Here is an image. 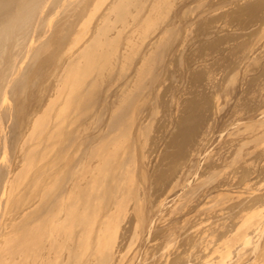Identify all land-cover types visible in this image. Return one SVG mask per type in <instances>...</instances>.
<instances>
[{
    "label": "rangeland",
    "instance_id": "rangeland-1",
    "mask_svg": "<svg viewBox=\"0 0 264 264\" xmlns=\"http://www.w3.org/2000/svg\"><path fill=\"white\" fill-rule=\"evenodd\" d=\"M0 27V77L17 65L0 85V176L26 182L62 154L42 182L46 210L66 195L65 220L29 264H66L78 232L72 264H264V0H0Z\"/></svg>",
    "mask_w": 264,
    "mask_h": 264
},
{
    "label": "bare ground",
    "instance_id": "bare-ground-1",
    "mask_svg": "<svg viewBox=\"0 0 264 264\" xmlns=\"http://www.w3.org/2000/svg\"><path fill=\"white\" fill-rule=\"evenodd\" d=\"M45 2H46V0H45ZM117 2L118 1H114L113 2L114 4L112 3L113 5H110L111 7L109 9L111 10L113 6L117 7ZM34 3H37V2H33V5H31V4L30 5L31 6H36V4H34ZM118 3L120 4V2H118ZM121 4L124 5V7L122 8V5L118 6V7L122 8V9L119 8L121 10V12H119V15L121 16V18H123L125 16V14H126L125 9H127V8H125V7L127 5H125L126 3L125 4L121 3ZM22 9H23L22 11H24V8H22ZM36 9H37V6H36ZM33 10L34 9H32L31 13L33 12ZM22 11L21 12L19 11V12L23 13ZM27 15H28V13L26 14V17H25L26 20H27V18L28 19L29 18L32 19L31 15H30V17H27ZM19 16H20V14H19ZM19 16H16V18L19 17ZM125 17L123 18L122 21H125ZM25 19H23V21ZM102 19H104V17H102ZM135 19H136V17H135ZM10 20L13 21V19H11V18H10ZM23 21L21 23L20 20H18V21L16 20V22H18V23L20 22L21 24L25 23V21L24 22ZM16 22H14L13 24H16ZM30 22H32V21H30ZM9 23L10 22H8L7 24H9ZM18 25H20V24H18ZM24 25H27V22ZM1 26H3V25H1ZM5 26H7V25L5 24ZM5 26H3V27H5ZM23 26L22 25H21V27H17L16 26L17 27L16 29H18L17 31H19V28L21 30V28ZM3 27H0V28H3ZM27 27L28 26H26L25 28H27ZM11 29L10 30L13 31V28H11ZM0 30H1V32H0V34H1L2 31H5L6 29L3 28V30L2 29H0ZM27 30L25 29V31H27ZM7 31L8 30L5 31V37H7ZM100 31L101 30H100L99 26H97L94 29L91 38L85 41V43L82 46L81 50L85 49L86 53H87V52L90 51V50L87 51L90 46H92L91 49H94V47L96 45H99V43H102L99 40L95 39L97 37V35H99ZM13 32H11V33H13ZM21 32H23V31H21ZM101 32H104V31H101ZM8 33L10 34V32H8ZM24 33H26V32H24ZM3 34H1V36ZM100 34H102V33H100ZM22 35L23 34L20 33V35H18L19 38L22 37ZM9 36H8V38H9ZM25 36H24V38L27 37V36L26 37ZM13 38H14V36H13ZM5 39H3V40L5 41ZM14 39H15V41H13L14 43L13 42L12 43H13V45L15 44L14 48H16V45L23 38L17 39L15 37ZM16 40L18 41V43H17ZM101 41H103V40H101ZM0 42H2V41H0ZM22 42H20V43H22ZM23 44L24 43H22V45ZM4 45H3V47L5 48ZM18 46H20V45L18 44ZM3 47H2L1 50L4 49ZM11 47H12V44H11ZM85 50H83V51H85ZM79 52H78V55H80ZM82 53L83 52H81V55H82ZM12 57H15V55L12 56ZM12 57H11V59L8 60L9 61V62H7L8 66H6V67H8L7 71L9 70V72L11 70L13 71L14 69H12V68L15 67L12 64L15 62L16 57H15V59L12 58ZM15 63H14V65H16ZM10 66H12V67L9 69ZM12 71H11V73H12ZM15 71H17L16 67H15ZM9 72L7 74L8 76L6 75L7 72H4L3 74H1L0 85H2L3 87H4V85H3L4 82L3 81L5 80V83L9 81L8 80L9 76H10ZM13 73H14V71H13ZM5 76H7L6 79L4 78ZM10 78H11V76H10ZM2 82H3V84H2ZM2 86H0V88H2V89H0V103L2 101L1 100L2 99V95H4V93H2V91L4 92V90H5V89H3ZM49 136H51V135H49ZM46 139H48L47 136H46ZM24 141H25V138H23L21 140L22 145H23ZM39 144H41L42 150L47 149V145L44 143V141H40V143H38V145ZM22 145H21V147H22ZM23 148L24 147H22L21 149H23ZM29 152H31V147L30 146L26 147V150L23 149L21 165L26 160V159L24 160V157ZM43 152H45V151H41L40 154L43 155ZM59 153H60V150H59ZM59 153L57 151L54 154V158H53V160L51 162H41L40 165H34V167H35L34 168V173H33L32 177H31V179L26 181V182H25V179L27 178V175H25L23 180H18L16 178L19 175V172H20V170L22 168L21 169L19 168L17 171H15L16 167H14L13 165L12 166H8L6 168L7 170H5L6 171L5 174L3 172V175L0 176V264H29L30 255L32 253H35V252H37V255H40V252H39L40 249L44 248V245H45L44 244V240H45L44 237H45V233H46V227L48 226L49 227L48 229L51 228V230H49L50 232H49L48 235L50 237H53V235L55 236V234H57L56 233L57 230L58 229L60 230L61 226H63L62 221L64 222L65 217H64V220H63V217H61V215L58 216L56 214H58V212L60 211V207L61 206L63 207L62 203L64 204L63 201H65V198H66L64 196H66V195L64 194L62 196V194L60 193L61 195L58 194L57 195L58 197L54 196V198H55L54 200L50 198L49 201L51 202V200H52V202L50 203L51 204L50 206H49V204L47 205L48 208L46 210V206H45L46 204L44 202H45V197H47V194L45 193V185L42 182V178L44 176H46L48 173H50V172L51 173L52 172L56 173V176L54 175L55 173H52V174L55 177L54 182L57 181V173H59V169L56 168L58 170L57 171L55 169V167L58 165V162H60V160L62 158V154L59 155ZM66 154H67V152H66ZM94 157H96V155L94 154V151L91 150L89 153H87V155L85 156V159H82V160L79 161L78 164H80L81 167H82L80 169V172H77L76 168L72 167V170L74 171L73 172L71 170V168H70V170L73 172V173L70 172L72 174V176H73V180L70 177H68L69 179L68 178L67 179L69 181L67 180V182L68 183L70 182V184H72V185H70V187L72 188V191H73V189H75V188H77L79 186V181L84 176L88 175V176L84 177V179L85 178L87 179L88 177H91V176L93 177V175H94L93 174V170H94L95 167H97L99 165V164H95L94 166H90V164H91L92 160L94 159ZM41 158H42V156H41ZM71 162H72V160H71ZM96 162L99 163L98 161H96ZM69 163H70V161H69ZM72 164H73V162H72ZM72 164H71V166H72ZM109 164H110V158L106 157V159L103 160V165L105 167L107 166V169H109L108 168ZM77 165H75V167ZM31 167H33V166H31V164H30L29 168H31ZM61 171H62V169H61ZM69 171H68V173H69ZM58 175H60V174H58ZM70 179L72 180V183H71ZM87 181H88V179H87ZM56 184L57 183H54V185H56ZM116 186L118 187V185H116ZM55 187H57V186H55ZM67 190H68V192L71 191L70 189H67ZM61 192H64V191L62 190ZM52 198H53V196H52ZM46 203H49V202L46 201ZM138 205L139 204L137 202L136 203V207ZM49 208L52 209V213H53V209L57 208V209H55L56 214L53 213V216H51L52 213L50 215H49V213L47 214V212L49 211L48 210ZM44 210H46L47 212L44 211ZM50 212H51V210H50ZM71 213H72L71 218H72V221L75 223V225H81L82 223L85 222V219H87V217L85 216L83 211L78 212L76 207H74V210H72ZM45 214L47 215V217L49 215L50 218H46ZM105 217H106V215H105ZM101 223L104 224V220H102ZM100 230L101 229H99V232H97V234H96V242H97L96 244H98V246H101V244H100L101 240L100 239H101L102 232H100ZM70 232L72 233L73 230H71ZM84 232H86V229H84ZM82 233H83V231H82ZM71 242L72 243L70 245H68V247H67L68 248V256H67L68 260L66 261V264H72L73 260L76 259L77 256H78V255H76V249H77V246H79L81 244V242H82L81 233L78 232V235H76V237L74 239H72ZM49 248H50V246H49ZM83 255L88 256L86 251H84ZM101 262H102V260H101ZM87 263H88V260H86V258H85L84 264H87Z\"/></svg>",
    "mask_w": 264,
    "mask_h": 264
}]
</instances>
